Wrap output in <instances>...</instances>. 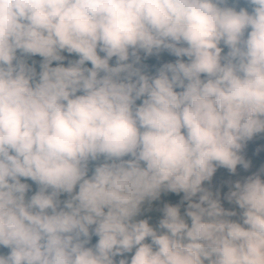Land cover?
<instances>
[{
	"label": "clouds",
	"instance_id": "1",
	"mask_svg": "<svg viewBox=\"0 0 264 264\" xmlns=\"http://www.w3.org/2000/svg\"><path fill=\"white\" fill-rule=\"evenodd\" d=\"M0 264H264V0H0Z\"/></svg>",
	"mask_w": 264,
	"mask_h": 264
},
{
	"label": "rangeland",
	"instance_id": "2",
	"mask_svg": "<svg viewBox=\"0 0 264 264\" xmlns=\"http://www.w3.org/2000/svg\"><path fill=\"white\" fill-rule=\"evenodd\" d=\"M37 60L39 58H36ZM174 57L168 56L166 53L162 54V56L160 58H151L150 61H155V62H159L157 60H162L164 62L170 61V60H174ZM162 63V62H160ZM259 140V137L255 138L252 142H250L249 147L247 149V155L250 159L253 160V168L252 170L255 171L256 169H258L262 163V161L260 160L259 157L254 156V150L255 147L257 145V142ZM250 173H243L241 172V175H247ZM229 179V177L227 176L226 172L224 171H220L217 176L214 178L213 182L211 185H206L208 187H210L213 191H216L217 189L220 190L221 192V197L223 198L224 193L227 191V185L225 183V181ZM166 201H170L172 203H176L179 200V197L175 196V195H169L168 197L164 198ZM160 204H155L153 206L152 211L149 213V215H151L152 217V222L154 223L156 221V219H158L159 217V212L157 211L158 207H160ZM224 206L226 208H230L231 206L228 205L226 202H224Z\"/></svg>",
	"mask_w": 264,
	"mask_h": 264
},
{
	"label": "trees",
	"instance_id": "3",
	"mask_svg": "<svg viewBox=\"0 0 264 264\" xmlns=\"http://www.w3.org/2000/svg\"><path fill=\"white\" fill-rule=\"evenodd\" d=\"M147 63H148V65H149V69H150L151 71H154L155 68L159 67L160 64H162V63H160V62H155V61H148Z\"/></svg>",
	"mask_w": 264,
	"mask_h": 264
},
{
	"label": "crops",
	"instance_id": "4",
	"mask_svg": "<svg viewBox=\"0 0 264 264\" xmlns=\"http://www.w3.org/2000/svg\"><path fill=\"white\" fill-rule=\"evenodd\" d=\"M157 61L164 63V61H162V60H157ZM171 61H174V60H170V61H167V62H171Z\"/></svg>",
	"mask_w": 264,
	"mask_h": 264
}]
</instances>
